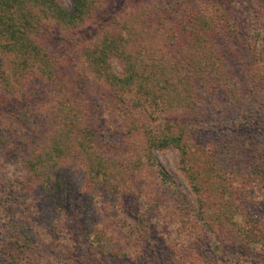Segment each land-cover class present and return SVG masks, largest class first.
<instances>
[{
    "label": "trees",
    "instance_id": "trees-1",
    "mask_svg": "<svg viewBox=\"0 0 264 264\" xmlns=\"http://www.w3.org/2000/svg\"><path fill=\"white\" fill-rule=\"evenodd\" d=\"M240 21L254 37L243 54ZM168 147L194 206L154 161ZM141 170L171 191L130 230L147 237L145 216L164 206L220 263L235 247L264 254V217L241 203H264V0H0V264H46L42 238L68 257L71 235L125 256L99 215ZM46 210L47 228L30 227Z\"/></svg>",
    "mask_w": 264,
    "mask_h": 264
},
{
    "label": "rangeland",
    "instance_id": "rangeland-1",
    "mask_svg": "<svg viewBox=\"0 0 264 264\" xmlns=\"http://www.w3.org/2000/svg\"><path fill=\"white\" fill-rule=\"evenodd\" d=\"M57 1L64 7L69 6V0ZM243 9H247L246 1L243 2L242 10ZM239 26L240 31H243L244 34L242 36L238 34V37H235L233 42L238 46V52L243 54L245 50L241 47L243 46L241 40L246 42L254 37L249 27L244 29V25L241 21ZM83 31V33L92 34V32H88L87 30ZM234 61L235 58L234 60H231L232 63H234ZM245 62L246 67L248 66L246 58ZM232 66L234 68V65ZM232 74L236 75L237 71H233ZM152 155L155 158L154 161L156 165H158L173 181V187H175V190L184 194L194 206L195 201L193 194L188 186L184 173L178 167L176 149L168 147L161 150H153ZM15 172H19L18 168H15L13 171V177ZM2 177H6L3 172H1L0 180H2ZM22 183L23 181H15L10 187L14 189L15 185L18 186ZM3 185L8 186V184H5V180L3 181ZM88 190V188H82V191ZM170 191L167 182L161 184L156 176L148 173L147 170H141L135 177V181H133L129 192L122 195L119 201L116 200V207L111 209V206H108L110 208L107 210L108 216L102 218L99 215L101 222H103L102 226H105L102 227L103 230L111 233L114 236L113 239L118 245L122 247L129 246L125 256H107L101 254L99 251L92 252L91 250H94L93 247H89L81 237H76L74 235H71L69 239L70 244H72L73 247L71 249L65 248L67 250L66 255H69L68 257L60 256V253L58 252L59 250L56 251L54 249L55 247L52 245L53 242L44 238L39 240V243L37 244V254L43 253V259L46 264H191V262L184 263V259L193 257L199 260L200 264H264L263 253L241 247L234 248V250H237L233 253L234 257L232 261L220 263L214 256V253L207 246L208 244L205 239L197 237V234L191 230L188 232V228L186 231L187 233L181 234L180 232L184 227L180 229L172 227V223L168 221L169 218L165 214L166 211L164 206L150 209L145 216V223L149 226V231L145 230L147 237H141L143 233L139 232V226L130 230L131 226L126 223L129 219L127 217H130L131 219L135 216V210L138 208H141L140 210H142L145 207L143 205L147 199L153 198L159 200L165 197L168 199V192ZM240 191L241 190H236L234 188L235 194ZM172 199H175L174 196L170 197L169 195V200H166L167 203H165V208L168 205H172L173 201H175ZM241 203L246 210L251 211L255 216L264 217V203L261 202L258 195L253 196L252 198H248V196L244 197V199H241ZM261 203L263 205H261ZM255 209H257V211ZM109 214L111 215L110 217ZM44 215L45 216L39 218L37 222L30 221V224H32L30 227L39 230L46 229L48 225L47 222L49 221L52 212L46 210L44 211ZM115 215L118 216L113 217ZM120 216L123 219H126V221L123 219L121 220L119 218ZM126 225L130 227L127 228ZM7 232V223L0 221V239L3 238ZM69 232L71 233V229ZM72 256H75L76 258H73Z\"/></svg>",
    "mask_w": 264,
    "mask_h": 264
}]
</instances>
